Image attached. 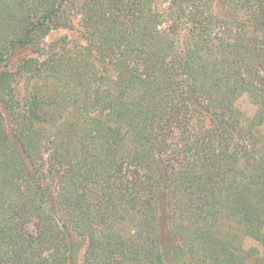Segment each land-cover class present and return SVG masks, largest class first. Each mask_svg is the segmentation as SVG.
<instances>
[{
    "label": "trees",
    "instance_id": "16d2710c",
    "mask_svg": "<svg viewBox=\"0 0 264 264\" xmlns=\"http://www.w3.org/2000/svg\"><path fill=\"white\" fill-rule=\"evenodd\" d=\"M0 264H264V0H0Z\"/></svg>",
    "mask_w": 264,
    "mask_h": 264
},
{
    "label": "rangeland",
    "instance_id": "374dc122",
    "mask_svg": "<svg viewBox=\"0 0 264 264\" xmlns=\"http://www.w3.org/2000/svg\"><path fill=\"white\" fill-rule=\"evenodd\" d=\"M45 45L51 47L49 51L51 52H62L65 46L78 49L82 45V41L79 38V34L75 30L60 29L53 31L45 39ZM237 107L248 115H251L254 108L250 106L246 99H241L237 102ZM29 233L33 230L31 227L27 229Z\"/></svg>",
    "mask_w": 264,
    "mask_h": 264
}]
</instances>
